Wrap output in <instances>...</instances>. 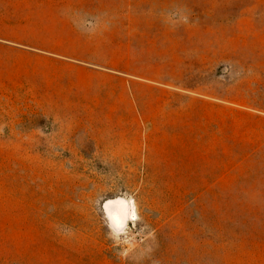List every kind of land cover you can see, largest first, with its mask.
<instances>
[{"label":"rangeland","instance_id":"obj_1","mask_svg":"<svg viewBox=\"0 0 264 264\" xmlns=\"http://www.w3.org/2000/svg\"><path fill=\"white\" fill-rule=\"evenodd\" d=\"M0 264H264V0H0Z\"/></svg>","mask_w":264,"mask_h":264}]
</instances>
